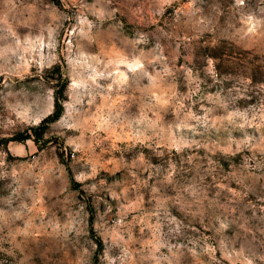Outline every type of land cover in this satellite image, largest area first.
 I'll list each match as a JSON object with an SVG mask.
<instances>
[{
	"label": "rangeland",
	"instance_id": "1",
	"mask_svg": "<svg viewBox=\"0 0 264 264\" xmlns=\"http://www.w3.org/2000/svg\"><path fill=\"white\" fill-rule=\"evenodd\" d=\"M0 264H264V0H0Z\"/></svg>",
	"mask_w": 264,
	"mask_h": 264
},
{
	"label": "trees",
	"instance_id": "2",
	"mask_svg": "<svg viewBox=\"0 0 264 264\" xmlns=\"http://www.w3.org/2000/svg\"><path fill=\"white\" fill-rule=\"evenodd\" d=\"M59 69V67H57ZM60 81H65V83H63L59 89L55 92V108H54V111L48 115V117L44 120V121H55L57 120L58 118H60V116L62 115L63 113V110H64V107H63V101L65 100V97H64V91H65V88L67 86V83H66V80L65 78L62 77V74H61V77H60Z\"/></svg>",
	"mask_w": 264,
	"mask_h": 264
}]
</instances>
